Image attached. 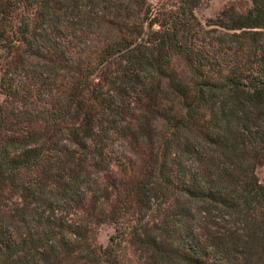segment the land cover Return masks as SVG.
<instances>
[{"label": "trees", "instance_id": "trees-1", "mask_svg": "<svg viewBox=\"0 0 264 264\" xmlns=\"http://www.w3.org/2000/svg\"><path fill=\"white\" fill-rule=\"evenodd\" d=\"M201 3L0 0V264H264V0Z\"/></svg>", "mask_w": 264, "mask_h": 264}, {"label": "rangeland", "instance_id": "rangeland-1", "mask_svg": "<svg viewBox=\"0 0 264 264\" xmlns=\"http://www.w3.org/2000/svg\"><path fill=\"white\" fill-rule=\"evenodd\" d=\"M151 5V15H155L158 17L159 12L163 7L167 6L171 0H146ZM230 1L234 0H202V3L195 7L193 12L197 19L205 24L207 21L216 18L220 10ZM148 30V29H147ZM4 99L3 94H0V103H2ZM256 174L258 180L264 184V164L260 165L256 168ZM96 242L99 245L106 246L110 242V237L115 234V224L112 222H103L100 223L96 228ZM127 243H122L121 247L126 249V253L121 256L120 260L123 264H137L135 262V257L133 256L131 250L127 245Z\"/></svg>", "mask_w": 264, "mask_h": 264}]
</instances>
